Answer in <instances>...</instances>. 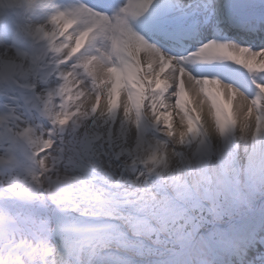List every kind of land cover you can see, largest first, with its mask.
I'll return each mask as SVG.
<instances>
[{"label":"snow or ice","instance_id":"1","mask_svg":"<svg viewBox=\"0 0 264 264\" xmlns=\"http://www.w3.org/2000/svg\"><path fill=\"white\" fill-rule=\"evenodd\" d=\"M167 3L124 0L115 8L110 0L82 3L56 11L49 27L31 31L48 42L38 53L0 54V99L26 92L28 111L35 113L34 127L14 112L0 116L9 136L32 145L35 163L27 183L9 185L0 196L134 225L139 221L121 215L120 206L153 218L168 211L148 176L167 168L174 152L150 132L177 147L211 129L221 136L234 129L244 137L264 132V47L242 46L216 30L211 39L200 36L173 56L151 41L159 36L179 44L192 25L165 15ZM97 40L105 42L102 48L94 47ZM245 75L255 87L252 96L242 90ZM169 179L180 182L176 175L165 176ZM165 187L161 183L159 191ZM110 227L83 228L0 211V264H18L21 257L48 264L59 257L46 255L40 241L58 248L55 241L71 228L79 244L92 245Z\"/></svg>","mask_w":264,"mask_h":264},{"label":"rangeland","instance_id":"2","mask_svg":"<svg viewBox=\"0 0 264 264\" xmlns=\"http://www.w3.org/2000/svg\"><path fill=\"white\" fill-rule=\"evenodd\" d=\"M264 132L252 137H245L243 138V154H244V160L242 161V171L238 170V173L235 174L233 172V175L236 179V181L229 178H222L218 174V170H221L223 172L222 167L219 168V166L216 163V168L214 166V162L211 161L209 157H205L202 153H200V147L198 146L194 150L189 149L187 150V157L190 161V167H188L187 171H185V174H182V169L179 168V166H170L168 163L169 169L172 171V173H176V176L180 177L179 183H174L176 187H178V192L176 191V188L174 187V191L178 193L180 198L186 196L188 198L194 199L193 193L196 194V200L194 202H187L188 206L192 209H195L197 205L201 202L202 205H204L202 211L204 212V216L206 219L203 221L202 225L204 223L209 222L211 219H213L215 222H217L220 219H224L227 216L233 215L237 212L242 206V204L248 202L252 203L261 196L264 195ZM0 138L2 140L6 139L4 136L0 135ZM9 140V138H8ZM237 146L241 148L240 144L237 143V145H234L231 143L230 139H227V142H224L222 147L219 151H217L215 154H219L223 152V154H226L230 152L231 150L237 151ZM200 153V155H199ZM193 156L195 159H193ZM200 157V159H199ZM206 159V160H205ZM201 160V161H200ZM204 160L203 163L202 161ZM201 164V165H200ZM197 165V166H196ZM208 172L211 175V179L208 182L200 183L199 186H195L196 190H190L193 183L196 182L197 179V168L198 173L201 175L202 172V166L206 168ZM232 168V165H230ZM181 173V174H180ZM221 173V172H220ZM240 174V175H239ZM131 177L129 176V179ZM234 182L232 185V181ZM238 182V189L236 190L235 185ZM189 187V190L191 193L187 192V189ZM193 189H195L193 187ZM211 189L213 190L212 194H209L211 192ZM183 212L180 211L178 213H170L167 215L164 219L163 217V223H160V229L161 232L165 227H171L174 225L175 230L182 231L184 228L187 229V222L183 223L182 225H179L178 222H180L179 218L183 217ZM260 220V222H262ZM193 226L196 225L194 228L192 227L190 231L186 233H182L181 236L178 234V241L174 245V247H183L187 243L186 241H191L195 238V229H198L200 223L195 222L192 223ZM168 228V229H169ZM146 235L149 233L151 236H153L156 243H162L164 244V241L167 240H161L159 239V234L156 233L150 228H146ZM168 233V232H167ZM212 234V232H210ZM219 233V232H218ZM214 233L213 236H218V238L221 237V233ZM174 234V233H173ZM150 236V237H151ZM168 246H171L170 241L166 242ZM157 245V244H156ZM205 255V253L203 254Z\"/></svg>","mask_w":264,"mask_h":264},{"label":"clouds","instance_id":"3","mask_svg":"<svg viewBox=\"0 0 264 264\" xmlns=\"http://www.w3.org/2000/svg\"><path fill=\"white\" fill-rule=\"evenodd\" d=\"M63 246L64 251L61 253L56 246L47 247L44 245V241H40V245L44 247L46 255H52L55 253L59 258L53 259L48 264H72V257L78 256L81 253L82 245L77 241V233L71 228L63 230ZM95 249L96 244L91 245ZM23 247V244H22ZM18 264H35V259L26 260L24 258H18Z\"/></svg>","mask_w":264,"mask_h":264},{"label":"bare ground","instance_id":"4","mask_svg":"<svg viewBox=\"0 0 264 264\" xmlns=\"http://www.w3.org/2000/svg\"><path fill=\"white\" fill-rule=\"evenodd\" d=\"M160 1V0H157V2ZM169 3H173V4H176V3H179L181 4L180 7H189V11L191 10H195L197 8H201L203 11L206 12V14H209L210 12V9H208L205 4L201 7H199L198 5H201V3H198L196 4L194 2V0H168ZM159 3V2H158ZM44 11L50 15L52 13V6H45L44 8ZM56 11H65L64 9L60 8V6H55V11H54V14ZM52 15H50L47 19H42L38 22H36V25L37 26H44L45 28L49 27V21H50V18H51ZM82 27L83 25H77V27ZM94 47L95 48H99V41L97 40L96 42H94ZM4 45L2 43H0V54H4V53H8L10 55H14L13 51L12 50H5L4 49ZM179 53V51H177ZM211 136L213 137H217V131L215 129H211L209 130ZM226 136V135H223V137ZM247 137H250V136H247ZM246 137V138H247ZM243 138H245L238 129H236V140L237 142L240 144L241 148H240V157H241V160L243 161L245 158H244V154H243V148H242V145H243ZM219 144V141H217V144L216 146H218ZM176 145V144H175ZM174 158V157H172ZM174 161H175V158H174ZM176 162V161H175Z\"/></svg>","mask_w":264,"mask_h":264}]
</instances>
